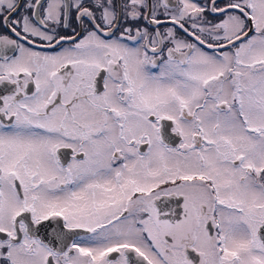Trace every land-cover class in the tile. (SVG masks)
I'll use <instances>...</instances> for the list:
<instances>
[{
    "label": "snow or ice",
    "instance_id": "1",
    "mask_svg": "<svg viewBox=\"0 0 264 264\" xmlns=\"http://www.w3.org/2000/svg\"><path fill=\"white\" fill-rule=\"evenodd\" d=\"M0 264H264V0H0Z\"/></svg>",
    "mask_w": 264,
    "mask_h": 264
}]
</instances>
